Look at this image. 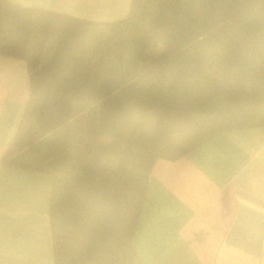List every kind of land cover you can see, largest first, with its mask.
I'll use <instances>...</instances> for the list:
<instances>
[{"label":"trees","instance_id":"1","mask_svg":"<svg viewBox=\"0 0 264 264\" xmlns=\"http://www.w3.org/2000/svg\"><path fill=\"white\" fill-rule=\"evenodd\" d=\"M153 1L106 23L0 0V55L25 59L31 81L3 164L52 174L54 264H140L134 236L156 162L264 125V0H162L150 14ZM139 18L150 28L128 37ZM220 48L221 76L206 75Z\"/></svg>","mask_w":264,"mask_h":264},{"label":"crops","instance_id":"2","mask_svg":"<svg viewBox=\"0 0 264 264\" xmlns=\"http://www.w3.org/2000/svg\"><path fill=\"white\" fill-rule=\"evenodd\" d=\"M95 22L128 17L133 0H8ZM31 93L25 59L0 55V264H54L50 173L3 158ZM134 236L140 264H264V125L227 131L160 159Z\"/></svg>","mask_w":264,"mask_h":264},{"label":"rangeland","instance_id":"3","mask_svg":"<svg viewBox=\"0 0 264 264\" xmlns=\"http://www.w3.org/2000/svg\"><path fill=\"white\" fill-rule=\"evenodd\" d=\"M160 1L162 0H154L153 2H151L149 10H150V14H156L157 12V6L160 3ZM152 21L150 19H146L143 20L142 18H139V20L134 21L129 23L128 25V37H132L134 35H138L141 33H145V31H148V28H150ZM89 43H90V38H86L85 44H84V52L85 53V58L83 60H87L88 57V48H89ZM50 46V45H49ZM52 50H50V47H48V49L46 50V56L45 59L48 60L49 57L51 56V52ZM209 56L206 59V66L204 69V73L206 75H215V74H219V76H221V71L223 68V64H224V59H225V51L223 48H220L218 50H215L213 52H209L208 53ZM74 108L76 110V118L74 119V121L72 122V127L74 129V131H76V127L79 125L80 119L81 117H83L84 115H82V113L84 112L83 109V105L81 104V102L76 101L74 103ZM73 150H72V155H73V160H75V150H76V146L77 143L76 141L73 142ZM132 173L135 175V177L137 178L138 182H142V178H143V170L141 168H132L131 169Z\"/></svg>","mask_w":264,"mask_h":264}]
</instances>
